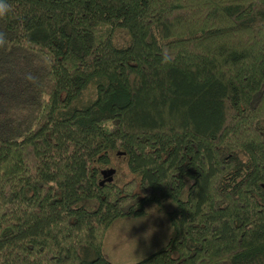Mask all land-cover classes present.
I'll return each mask as SVG.
<instances>
[{"label":"trees","instance_id":"1","mask_svg":"<svg viewBox=\"0 0 264 264\" xmlns=\"http://www.w3.org/2000/svg\"><path fill=\"white\" fill-rule=\"evenodd\" d=\"M6 3L0 264H116L104 229L165 201L129 264H264V0Z\"/></svg>","mask_w":264,"mask_h":264},{"label":"rangeland","instance_id":"2","mask_svg":"<svg viewBox=\"0 0 264 264\" xmlns=\"http://www.w3.org/2000/svg\"><path fill=\"white\" fill-rule=\"evenodd\" d=\"M172 203L159 207L148 203L141 215L114 219L101 237L102 253L116 264H129L164 244L170 234L166 211Z\"/></svg>","mask_w":264,"mask_h":264},{"label":"clouds","instance_id":"3","mask_svg":"<svg viewBox=\"0 0 264 264\" xmlns=\"http://www.w3.org/2000/svg\"><path fill=\"white\" fill-rule=\"evenodd\" d=\"M9 10H10V6L6 3V0H0V18L5 17ZM5 44H6L5 37L2 33H0V48H3Z\"/></svg>","mask_w":264,"mask_h":264},{"label":"water","instance_id":"4","mask_svg":"<svg viewBox=\"0 0 264 264\" xmlns=\"http://www.w3.org/2000/svg\"><path fill=\"white\" fill-rule=\"evenodd\" d=\"M115 171L114 167H108L102 170L103 177L100 180V182H103V180H111L112 174Z\"/></svg>","mask_w":264,"mask_h":264}]
</instances>
